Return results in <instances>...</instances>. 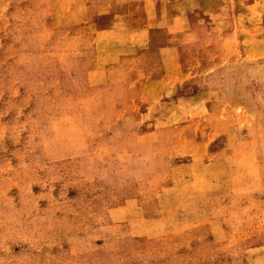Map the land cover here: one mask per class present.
Listing matches in <instances>:
<instances>
[{"label":"rangeland","instance_id":"obj_1","mask_svg":"<svg viewBox=\"0 0 264 264\" xmlns=\"http://www.w3.org/2000/svg\"><path fill=\"white\" fill-rule=\"evenodd\" d=\"M130 2L133 16L142 13L140 0ZM112 6L0 0V264H264V223L256 224L264 219V189L248 198L230 188L211 192V212L228 224L177 225V206L194 212L196 168L171 174V164L188 159L168 160L157 142L134 140L147 130L135 126L139 114L114 111L107 82L98 87L65 63L98 55L96 27H66ZM209 30L204 21L202 38ZM210 87L216 105L257 106L244 65H223ZM241 197L258 205L239 227L252 238L216 241L212 227L239 226L229 221L242 215ZM128 201L134 204L123 207Z\"/></svg>","mask_w":264,"mask_h":264},{"label":"crops","instance_id":"obj_2","mask_svg":"<svg viewBox=\"0 0 264 264\" xmlns=\"http://www.w3.org/2000/svg\"><path fill=\"white\" fill-rule=\"evenodd\" d=\"M130 1L114 0L108 11L99 10L91 19L67 26L71 32L96 27L92 42L98 55L65 63L77 66L76 74L81 69L83 79L88 77L98 87L107 82L105 89L116 97L114 111L125 113L126 119L139 114L135 126L147 130L134 140L157 142L168 160L188 159L171 164V174L196 168L194 175L201 184L193 197L194 212L187 214L177 206L175 223H223L205 200L211 192L230 188L248 193V198L264 189V7L260 0H140L142 13L133 16ZM120 6L128 10L118 11ZM106 16L111 17L107 26L102 20ZM204 21L210 30L202 38ZM223 65L246 67L257 100L252 112L243 103L216 105L218 92L210 84ZM234 177H240V187H234ZM133 204L128 201L123 207ZM256 207L241 197L242 215L229 221L237 223V229L225 225L214 231L212 227V237L216 241L235 235L252 238L244 235L249 230L239 227L249 223ZM263 223L258 217L256 224Z\"/></svg>","mask_w":264,"mask_h":264}]
</instances>
